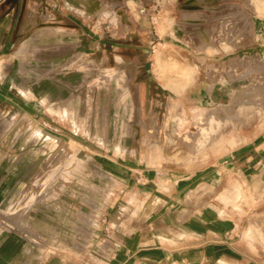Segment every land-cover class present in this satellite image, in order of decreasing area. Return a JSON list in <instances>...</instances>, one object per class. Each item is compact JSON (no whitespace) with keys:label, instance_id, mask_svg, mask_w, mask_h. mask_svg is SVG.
<instances>
[{"label":"rangeland","instance_id":"obj_1","mask_svg":"<svg viewBox=\"0 0 264 264\" xmlns=\"http://www.w3.org/2000/svg\"><path fill=\"white\" fill-rule=\"evenodd\" d=\"M228 1L0 0V137L15 120L0 139V264H99L158 233L212 244L200 264H222L226 235L264 249V212L225 220L248 199L228 176L236 150L264 127V38L247 19L264 0ZM236 11L244 33L221 17ZM240 102L257 111L245 124ZM140 168L175 195L142 203Z\"/></svg>","mask_w":264,"mask_h":264},{"label":"crops","instance_id":"obj_2","mask_svg":"<svg viewBox=\"0 0 264 264\" xmlns=\"http://www.w3.org/2000/svg\"><path fill=\"white\" fill-rule=\"evenodd\" d=\"M64 1V0H62ZM66 3H80L86 0H65ZM97 2L106 0H95ZM227 2H229L227 0ZM239 3V0H236ZM70 16L76 15L78 17L84 16V11L72 10L69 11ZM207 17V11L205 13ZM224 19H232V25L236 29L235 33H244L246 16L238 11L221 16ZM248 24L250 25L251 32L255 40L264 38V17H258L254 12L247 13ZM242 44H234V50H241ZM257 43H252L251 47L256 48ZM234 60V61H233ZM228 61L231 65L235 64L239 67L240 62H244L243 58L237 56V58H231ZM236 61V62H235ZM63 77V76H62ZM3 79H6L4 77ZM2 97L5 98V91H2ZM12 124L3 131L0 139L4 136ZM262 124V122H260ZM254 125L255 130L258 128L259 134L254 137L252 142L242 144L235 154V169L233 172H228V176L236 177L239 185H242L243 192L248 196V199L238 209L227 208L228 212L237 211L236 214L228 213L225 220L227 225L239 218L245 217L246 214H256V212H264V127L256 126V120L251 122ZM139 191L142 194V203L148 201H154L160 203V194L175 195V192H171L169 186L168 191L163 192L160 190L161 183L160 175L140 168ZM136 171L130 174V179H135L138 182V177L134 176ZM224 176L225 174L222 173ZM128 181V180H127ZM138 186H134L137 189ZM237 187V186H236ZM235 187V189H237ZM138 190V189H137ZM242 211V213H240ZM191 219V218H190ZM190 219L188 221H190ZM189 224V222H188ZM248 226V224H247ZM259 243V240L253 236H239V235H226L221 242V255L220 262L222 264H264V249L255 244ZM214 246L212 244L203 245L198 242L195 237L189 236L184 240L175 237L165 238L160 236H146L140 240V244L137 246H123L120 250L114 251L109 254L108 257H101L104 261L99 264H200L211 250L213 252Z\"/></svg>","mask_w":264,"mask_h":264},{"label":"bare ground","instance_id":"obj_3","mask_svg":"<svg viewBox=\"0 0 264 264\" xmlns=\"http://www.w3.org/2000/svg\"><path fill=\"white\" fill-rule=\"evenodd\" d=\"M259 4V3H258ZM111 9H113V6H110ZM257 7V6H256ZM259 7V6H258ZM237 37V36H236ZM236 42L238 41L235 40ZM241 42V40L239 41ZM238 42V43H239ZM245 43V42H244ZM243 44V43H242ZM183 70V69H182ZM185 70V69H184ZM183 70V71H184ZM189 70V69H187ZM238 72V70H237ZM191 73V72H190ZM189 74V72L187 73ZM235 75V74H234ZM233 75V76H234ZM177 76V75H176ZM190 76V75H189ZM184 78V77H183ZM183 80V79H182ZM91 88V87H90ZM92 92V91H91ZM253 94V92H252ZM255 94V93H254ZM91 97V96H90ZM257 114V111L255 110L254 106L253 105H246L245 103H242L240 102L237 106V109L235 111V118L238 119L241 123L245 124L247 122H249L255 115ZM234 120V119H233ZM216 122V125L215 126H211V128H209V130L211 131L210 133L211 134H216V133H219L221 130H223L228 124H229V121L226 120L225 118H219V119H216L215 120ZM211 125V124H210ZM208 127V126H207ZM204 129V128H203ZM209 132V131H208ZM201 134V133H200ZM62 154V153H61ZM59 157V155H58ZM57 158V157H56ZM55 158V159H56ZM255 222V221H254ZM253 222V223H254ZM258 223V222H257ZM256 225V224H255ZM251 228H254V225L251 223V222H248V226H247V230L248 229H251Z\"/></svg>","mask_w":264,"mask_h":264}]
</instances>
